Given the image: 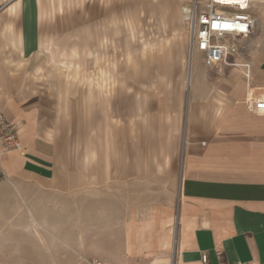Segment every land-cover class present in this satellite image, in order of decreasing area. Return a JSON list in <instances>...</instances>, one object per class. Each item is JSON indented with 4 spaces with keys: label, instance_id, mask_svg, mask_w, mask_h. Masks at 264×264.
<instances>
[{
    "label": "crops",
    "instance_id": "obj_1",
    "mask_svg": "<svg viewBox=\"0 0 264 264\" xmlns=\"http://www.w3.org/2000/svg\"><path fill=\"white\" fill-rule=\"evenodd\" d=\"M43 32L39 0H0V114L19 140L0 154V177L54 213L98 191L110 247L84 252L103 264H200L202 253L212 264H264V39L244 42L221 71L197 54L184 116L175 75L156 88L146 123L102 119L93 140L98 125L51 111L29 85Z\"/></svg>",
    "mask_w": 264,
    "mask_h": 264
},
{
    "label": "rangeland",
    "instance_id": "obj_2",
    "mask_svg": "<svg viewBox=\"0 0 264 264\" xmlns=\"http://www.w3.org/2000/svg\"><path fill=\"white\" fill-rule=\"evenodd\" d=\"M186 1L39 0L41 64L30 71L29 85L39 98L42 89L51 111L77 110L98 125L93 140L102 119L115 123L120 117L140 116L146 123L143 119L154 115L156 88L175 75L180 76L184 116L190 84L185 86L187 29L181 14ZM256 6L264 7V0ZM252 16L256 25L247 43L264 39V9L252 10ZM121 96L125 101L119 106ZM99 199V192L91 190L73 198L76 207L68 198L62 200L54 213L40 200L25 203L0 177V264H82L90 259L84 251L109 248ZM71 214L80 220L70 223Z\"/></svg>",
    "mask_w": 264,
    "mask_h": 264
},
{
    "label": "built area",
    "instance_id": "obj_3",
    "mask_svg": "<svg viewBox=\"0 0 264 264\" xmlns=\"http://www.w3.org/2000/svg\"><path fill=\"white\" fill-rule=\"evenodd\" d=\"M260 0H187L181 14L187 29V68L201 55L204 66L221 71L230 59L245 55L244 42L254 33L251 9ZM0 154L19 147L17 125L0 114ZM176 220L174 221V223ZM87 264H103L90 258ZM200 264H212L205 253Z\"/></svg>",
    "mask_w": 264,
    "mask_h": 264
},
{
    "label": "bare ground",
    "instance_id": "obj_4",
    "mask_svg": "<svg viewBox=\"0 0 264 264\" xmlns=\"http://www.w3.org/2000/svg\"><path fill=\"white\" fill-rule=\"evenodd\" d=\"M190 74H191V68L188 67V73H187V78H186V83L187 84L190 82Z\"/></svg>",
    "mask_w": 264,
    "mask_h": 264
}]
</instances>
